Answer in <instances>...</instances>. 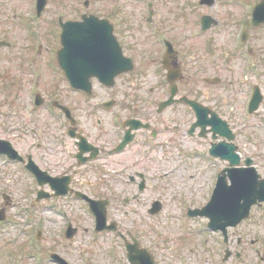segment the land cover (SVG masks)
Returning <instances> with one entry per match:
<instances>
[{"label": "flooded vegetation", "instance_id": "1", "mask_svg": "<svg viewBox=\"0 0 264 264\" xmlns=\"http://www.w3.org/2000/svg\"><path fill=\"white\" fill-rule=\"evenodd\" d=\"M152 10L153 17L148 18L145 24V27L151 29V36L154 39L151 53L146 51L144 41L128 29L124 10L120 11L118 19L110 15L103 17L108 23L102 26L106 43L110 50L119 51V59L115 63L106 60L99 53L95 47L94 36L89 38L88 35H83L96 33L97 27L94 26L93 21H86V23L90 22L89 26H71V32L78 40V47L71 57L66 51L69 48V40L67 37L65 42L63 37L65 30L62 24L84 23L82 16L90 13L81 14L79 18L58 21L56 28L59 36L54 45L41 43L36 47V39L30 36V39H33V46L26 50V86L20 89L17 99L13 101L15 103L17 100H22L26 91V106L23 101L17 106L26 107V172L27 169L36 166L56 179L55 188L51 184L45 186L49 191L51 188L54 189V192L48 195L50 202L74 200L84 203L86 215L91 220L95 217L88 209V202L82 195L93 200H107L108 218L110 217L112 202L106 197L105 190L106 187L111 193L115 190L109 186L106 177L111 178L114 174L119 187L128 185L136 188V197L148 188L152 189L149 185V182H152L149 179V172L157 163V159L153 158L159 153L160 148L164 150L160 161V165L164 166L168 162L169 149L173 145V140L168 136L174 137V129L177 127L174 125L175 107H182L193 113L194 121L187 130V134H190L198 121L194 107L184 101L162 108L171 99L174 91L177 92V100L188 98L204 109L203 122L216 123L214 120L217 117L223 118L220 110L200 101L199 97L202 91L204 96L209 97L210 88L222 83L223 55L227 54L225 56L227 60L234 59V56L240 59L238 52H234L233 56L231 52L211 55V50L216 49V45H207L213 44V41L209 43L203 41L204 36L185 38L184 42L186 41L188 46L184 50L179 43L181 39H175L171 32L162 29L161 24L168 25L167 18L169 19L170 15L165 13L162 5L159 4L152 5ZM108 12L116 11L114 8L113 11ZM160 35H164L170 45L166 55L162 54ZM85 39L92 43H87ZM190 40L197 42L189 43ZM191 48L206 49L208 52L191 53ZM251 54L256 55L253 50ZM128 59L132 62V68L127 72ZM146 64L153 65L157 79L148 87L145 86L146 81L135 83L131 81L130 76L138 70L146 69ZM256 64L259 68L258 61ZM188 72L191 73L188 75ZM94 75H99L100 78H92ZM87 88H90V93ZM232 105H229L231 111L237 112ZM133 121L136 123V130H131ZM206 131L208 133L205 137L211 138L212 146L215 143L211 132L212 126L208 125ZM196 134L201 138L202 129H197ZM193 135L195 136V133ZM164 137L168 138L164 140ZM180 168V164L173 166L163 176H168L170 172ZM131 171L132 174L129 173ZM30 175L36 182L32 174ZM125 175L128 180L122 184L120 180ZM44 179L46 180L47 177H44L43 181ZM226 184L231 186L232 181L226 180ZM97 188H102V191L96 192ZM57 192L66 193V196H54ZM211 193L212 191L210 195ZM156 202L159 204L156 205ZM206 203L194 208L182 204L184 209L182 216L172 218L183 220V223L180 227L171 230L182 232L177 236L174 235V239L170 241L165 239L162 248L166 250L169 242L178 245L169 244L168 249L173 253L171 260H168L170 259L168 255L162 253L161 261L164 264H222L233 257L231 261H235L236 264H264V236L244 239L238 235L239 229L249 222L250 217L237 222L242 213H231L224 221L219 220L216 229L212 230L209 229V219L200 215L203 212L199 208ZM256 207L264 209V204H258ZM164 208L162 200L152 199L145 211L149 216L158 217L163 213ZM192 209L196 211V215L191 217L188 210ZM130 213L133 211L130 210ZM130 213H126V218H130ZM63 214L68 224L73 225L67 213ZM252 214L250 213V216ZM222 216L220 215V218ZM259 216L264 220V212H259ZM191 221L198 227L195 229L191 227ZM116 225L117 230L103 234L110 233L116 236L121 240L125 250L135 240L139 242L141 248L143 247L141 239L133 232L124 229L117 222ZM75 228L77 232L73 239L79 236V230ZM84 231L92 234L91 242H95L96 234L90 229ZM247 231L248 237L252 229ZM155 233L157 236H164L157 231ZM148 238L151 240L154 237L149 235ZM235 245L246 246L247 249L253 250L254 254L255 250H258V258L256 261L242 260L241 253L233 254L228 249V246ZM223 246L226 247L224 257ZM153 256L155 264H161L155 253ZM176 257L177 259L173 260Z\"/></svg>", "mask_w": 264, "mask_h": 264}, {"label": "rangeland", "instance_id": "2", "mask_svg": "<svg viewBox=\"0 0 264 264\" xmlns=\"http://www.w3.org/2000/svg\"><path fill=\"white\" fill-rule=\"evenodd\" d=\"M151 1L162 5L165 13L170 15L166 14L169 16L168 25L161 24L162 29L171 32L175 39H181L179 43L184 50L188 46L186 41L184 42L185 38L204 36L203 41L208 43L213 41V44L207 45H216V49L212 48L211 55L231 52L233 56L234 52H238L241 56L247 51V47L243 46L237 50L234 47L238 41L235 40L236 43H234V39L244 25L247 27L250 35L247 45L256 53L255 59L259 63L258 70L261 76L254 77L251 72L245 73L247 62L245 65L243 59L236 56H234L236 59L227 60L225 58L227 54H224L222 83L210 88L209 97L204 96L202 91L199 100L221 111L223 119L230 123L234 130L236 135L234 144L238 147L242 159H253L258 172L264 177V98L258 112L250 116L249 121L244 119L246 115L244 104L250 91L247 83L258 84L264 96V26L252 28L244 7L251 2L258 3L259 0H248V2L217 0L213 8L200 7L199 0ZM85 2L90 3L89 8L84 6ZM33 8L32 0H0V41L12 43L11 49L0 48V139L12 141L23 154L26 153V107L20 105L18 108L17 106L22 101L26 106V91L22 100H17L16 104L13 101L17 99L20 89L26 86V50L33 46V39H30L29 35L39 39L41 43L54 45L59 36L56 28L57 14L62 13L64 20L79 18L86 12L99 17L110 15L118 19L120 11L124 10L128 29L144 41L146 51L151 53L152 47L154 48L151 29L145 27L143 22L148 14L143 5L134 0H48L39 20L32 19L30 15L27 16L28 11H33ZM114 8L115 13L108 12L113 11ZM204 14L217 18L220 25L207 33L200 34L199 21ZM34 22H38L39 28L35 27L37 24ZM195 42L197 41H189L193 44ZM190 51L191 53L208 52L206 49L198 48H191ZM152 66V64H146V69H137L138 71L130 75L131 81L138 83L144 80L146 87L153 85L157 79ZM190 73L188 72V75ZM195 76L199 75L195 74ZM230 104L236 105L237 112L230 110ZM173 114L175 115L174 125L177 127L174 129V137L168 136L173 140V145L169 149L168 162L164 166L160 165L164 150L160 148L159 153L153 158L157 159V163L149 172V179L152 181L149 185L152 189L148 188L136 197V188L128 185L119 187L114 174L111 178H105L109 186L115 190L113 193L108 187L105 190L106 197L112 202L108 219L116 221L124 229L133 232L141 239L142 246L155 253L160 261L162 253L168 255L170 257L168 260H171L173 253L168 249L169 244L178 245L175 242H169L166 250L162 248L165 239L170 241L174 239V235L177 236L179 232H182L171 231L183 223V220L174 219L182 216L184 211L182 204L191 205L194 208L207 202L215 167L220 165L224 168L226 165V162L213 160L216 164L214 165L207 157H198V153L210 148L211 138H200L197 134L191 137L187 134V130L194 121L193 113H189L182 107H175ZM168 137H164V140ZM2 162L0 158V210L2 208L6 210V223L0 224V264H54L49 260L51 253L60 254L70 264H128L125 248L121 240L113 234L98 235L96 241L91 242L92 234L84 230H89L93 221L86 215L84 203L59 200L40 201L37 204L34 199L38 188L29 178L26 170L18 164L5 167ZM178 164L181 166L180 169L170 172L168 176H163L168 173L169 168L176 167ZM129 173L132 174L133 171ZM127 180L128 177L125 175L120 181L125 184ZM101 191L102 188L96 190V192ZM4 195L9 197L7 202L4 200ZM152 199H160L164 203V211L158 217L149 216L145 211ZM130 210L133 213H130ZM63 213H67L73 226L78 228L79 236L76 239L68 240L65 237L68 223ZM126 213H130V218H126ZM190 224L194 229L198 227L193 221ZM250 228L252 233L251 235L248 233L247 237L246 232ZM39 230L42 234L37 242L35 237ZM155 231L164 236H157ZM149 235L154 238L150 240ZM238 235L244 239L264 236V220L262 216H259L258 210L255 209L249 222L239 229ZM26 243L28 245L30 243L29 252H26ZM225 249L226 247L223 246V257ZM228 249L233 254L241 253L242 260L247 262L256 261L258 258L255 256L257 252L254 254L253 250L247 249L246 246H228ZM37 254L43 256V263L32 257ZM176 259L177 257L173 260ZM232 259L233 257L222 264H236L235 261H231ZM161 264H164L163 261Z\"/></svg>", "mask_w": 264, "mask_h": 264}, {"label": "water", "instance_id": "3", "mask_svg": "<svg viewBox=\"0 0 264 264\" xmlns=\"http://www.w3.org/2000/svg\"><path fill=\"white\" fill-rule=\"evenodd\" d=\"M46 3H47L46 0H40L39 12L44 9ZM214 3H215V0H202L201 1V4L209 5V6H213ZM256 11H257V18L256 19L260 18V20L263 22L264 21V2L257 8ZM87 21H96V22H94L95 24H100V23L103 22V21H99L96 17H93V16L91 18H87ZM203 22L205 23V29H208L209 27H211L212 22L214 23V20L211 17H204L203 18ZM258 23H260V22H258ZM72 25L73 26L74 25H79L80 27L89 26L90 22H87V23L86 22L85 23H70V24L66 25L65 32L63 34V37H65V42L67 40L68 34L71 32V26ZM67 30H70V32H68ZM88 35L90 36V35H93V34L89 33ZM0 45H1V43H0ZM257 95H259V94H257ZM259 100H260V98L258 99V101ZM224 126L226 127L225 124H224ZM227 133H228V130H227ZM225 134H226V132H223V135H225ZM228 138L232 139L233 136L229 135ZM235 150H236V147H234L233 145H224L223 144V145H221V147H219L217 149V152L219 154H221L223 158H227L231 162V164H237V163H239V158L236 156ZM257 177L258 176L256 175V178ZM254 178H255L254 175L242 176V178L240 176L237 177V179H239V180H249V181H252ZM259 189H260V192L264 193V183L261 184ZM256 196H258L257 193H255V194H253L251 196L252 202H256ZM222 202L225 203V199H222ZM97 205H98V203L96 204V206ZM210 206H212L213 208L215 207L214 203H211ZM96 208H95V210H96ZM99 211H100V218L101 219L99 220V223H98V230L105 229V228H109V229L113 228V226L108 227L106 225V222H107V220H106V209L103 207V209L99 210ZM146 255L148 256L147 252L146 251H142V250H138V246H132L131 247L132 264H141V263H143L144 261L147 260ZM141 259H143L142 262H140Z\"/></svg>", "mask_w": 264, "mask_h": 264}, {"label": "snow or ice", "instance_id": "4", "mask_svg": "<svg viewBox=\"0 0 264 264\" xmlns=\"http://www.w3.org/2000/svg\"><path fill=\"white\" fill-rule=\"evenodd\" d=\"M68 40H69V48L66 50L69 54V56L71 57L77 47H78V40L75 37V35L73 33H69L68 34ZM95 47L97 48V50L99 51V53L103 56V58H105L106 60L115 63L116 61H118L119 59V51H112L109 49L106 40L103 36L102 33V26H97L96 29V36H95ZM237 176H240L242 178V174H237ZM237 176L233 177V183H237ZM224 191L226 192H231V189H224Z\"/></svg>", "mask_w": 264, "mask_h": 264}]
</instances>
